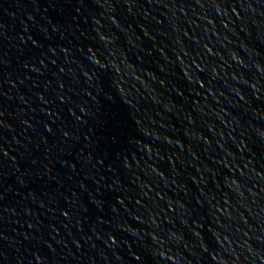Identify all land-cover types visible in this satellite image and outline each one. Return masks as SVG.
<instances>
[{
  "label": "water",
  "instance_id": "1",
  "mask_svg": "<svg viewBox=\"0 0 264 264\" xmlns=\"http://www.w3.org/2000/svg\"><path fill=\"white\" fill-rule=\"evenodd\" d=\"M0 264H264V0H0Z\"/></svg>",
  "mask_w": 264,
  "mask_h": 264
}]
</instances>
